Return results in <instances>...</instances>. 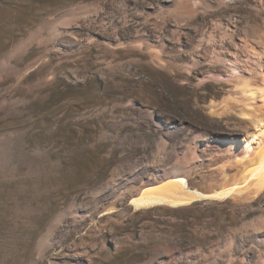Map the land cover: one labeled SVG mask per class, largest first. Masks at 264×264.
I'll return each instance as SVG.
<instances>
[{"label":"rangeland","instance_id":"374dc122","mask_svg":"<svg viewBox=\"0 0 264 264\" xmlns=\"http://www.w3.org/2000/svg\"><path fill=\"white\" fill-rule=\"evenodd\" d=\"M257 5L0 0V264H264V189L129 206L176 167L197 190L237 175Z\"/></svg>","mask_w":264,"mask_h":264},{"label":"bare ground","instance_id":"6f19581e","mask_svg":"<svg viewBox=\"0 0 264 264\" xmlns=\"http://www.w3.org/2000/svg\"><path fill=\"white\" fill-rule=\"evenodd\" d=\"M243 1V0H242ZM258 3L255 9L256 21L264 20V0H244ZM238 1H234L237 5ZM239 4V3H238ZM241 4V2H240ZM255 44L245 41L243 50L249 57L256 58L258 62H264V35H261ZM252 89L248 80L242 85L243 98L249 102L261 101V112L250 114L242 109V116L251 120L252 131L248 132L244 144L239 146L234 155L237 160L238 172L231 182L220 186L213 192L214 198L226 200L232 196L259 192L264 189V80L256 81ZM252 82V80H251ZM251 104V103H250ZM176 128V125H172ZM182 168L176 167L171 178L154 183L152 186L142 189L138 196L131 200L135 210H143L152 207L179 208L190 205L199 198H203L200 190L192 189L187 179L182 175ZM230 181V180H229Z\"/></svg>","mask_w":264,"mask_h":264},{"label":"water","instance_id":"95a60500","mask_svg":"<svg viewBox=\"0 0 264 264\" xmlns=\"http://www.w3.org/2000/svg\"><path fill=\"white\" fill-rule=\"evenodd\" d=\"M214 165H215V163H211L209 168H214ZM209 177H210V179L213 178V176H209ZM218 189L219 188L210 187V186H208V187H206L204 189H200V191H202V193H203V196H204L203 198H199L198 200H196L195 202H193L190 205L181 206L179 208H170V209H173V210L181 209V208H184V207H189V206H191L193 204H196V203L222 202L221 200H218V199L212 197L213 196V192L217 191ZM223 201H225V200H223ZM129 206L132 208V210H135L134 206L132 204H129ZM159 207H161V206H159ZM156 208L157 207L146 208V210H152V209H156ZM135 211H139V210H135Z\"/></svg>","mask_w":264,"mask_h":264}]
</instances>
